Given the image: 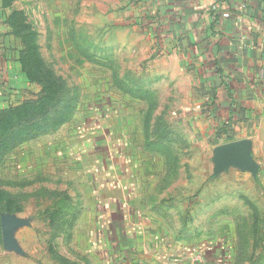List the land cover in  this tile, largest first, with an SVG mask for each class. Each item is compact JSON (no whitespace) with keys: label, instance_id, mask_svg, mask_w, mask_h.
I'll return each instance as SVG.
<instances>
[{"label":"rangeland","instance_id":"rangeland-1","mask_svg":"<svg viewBox=\"0 0 264 264\" xmlns=\"http://www.w3.org/2000/svg\"><path fill=\"white\" fill-rule=\"evenodd\" d=\"M9 1L26 79L0 103V224L23 225L11 248L0 230V264H170L201 249L263 264L264 122L247 127L258 177H215L231 141L201 115L212 93L171 76L128 0Z\"/></svg>","mask_w":264,"mask_h":264},{"label":"crops","instance_id":"crops-1","mask_svg":"<svg viewBox=\"0 0 264 264\" xmlns=\"http://www.w3.org/2000/svg\"><path fill=\"white\" fill-rule=\"evenodd\" d=\"M9 3L0 0V103L6 99V86L15 89L22 80L20 42L9 21ZM128 3L134 24L144 22L151 39L160 40L163 54L171 57L172 65L168 66L171 76L217 98V108L212 106L201 115H210V121L217 117L218 128L231 120L233 135V130H242L238 140H253L250 136L253 130L247 127L251 125L258 130L255 121L264 122V0H128ZM192 95L197 103L207 101L198 93ZM201 251L178 254L170 259V264H190L199 255L204 264L232 261L222 250L208 254Z\"/></svg>","mask_w":264,"mask_h":264},{"label":"water","instance_id":"water-1","mask_svg":"<svg viewBox=\"0 0 264 264\" xmlns=\"http://www.w3.org/2000/svg\"><path fill=\"white\" fill-rule=\"evenodd\" d=\"M213 162L215 177L228 172L232 167L251 173L255 179L260 171V166L253 157V141L249 139L236 140L218 146L214 150ZM22 225V222L14 217L2 218L3 242L6 247L13 246L15 230Z\"/></svg>","mask_w":264,"mask_h":264},{"label":"trees","instance_id":"trees-1","mask_svg":"<svg viewBox=\"0 0 264 264\" xmlns=\"http://www.w3.org/2000/svg\"><path fill=\"white\" fill-rule=\"evenodd\" d=\"M5 4L7 5V2H5ZM9 21H10V24H11V26L13 28L14 35L16 37L21 36V33H20V25L16 21H14L13 15L10 17V20ZM140 24H143V26L146 27L144 22L139 23V25ZM19 74L22 76V78H21L22 80L23 79L24 80L26 79L25 78L26 74L24 76L23 69L21 67L19 69ZM15 76H17V72H16V75ZM22 80H21L22 83H20L21 85L18 86V87H16V88L21 89V88L24 87ZM214 90H216V89L214 88ZM216 101H217V98L213 96L212 97V106L215 109L217 108V102ZM5 115H7V112H5L3 109H0V118L3 117V116H5ZM38 117L39 116L37 115V113H34L33 115L30 116V119H28V122L36 123ZM46 118H49V117H46ZM27 125H28L27 122H25L24 119H21L20 122L17 125H15L12 129H19V130H21L23 128H26ZM232 125H233V122L231 120L230 121H225V122H223V124L219 128L220 137L222 139L226 140L227 142L228 141H231L232 142L234 140L233 133L231 131L232 130ZM4 132L5 133L3 134V136L9 135L10 129L5 130Z\"/></svg>","mask_w":264,"mask_h":264},{"label":"built area","instance_id":"built-area-1","mask_svg":"<svg viewBox=\"0 0 264 264\" xmlns=\"http://www.w3.org/2000/svg\"><path fill=\"white\" fill-rule=\"evenodd\" d=\"M190 264H204L203 258L201 256H196L192 259V262Z\"/></svg>","mask_w":264,"mask_h":264}]
</instances>
